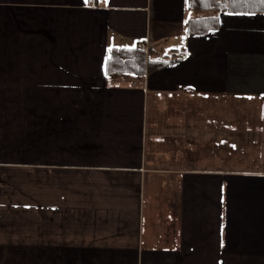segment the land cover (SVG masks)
I'll list each match as a JSON object with an SVG mask.
<instances>
[{
	"label": "crops",
	"instance_id": "0c3cea01",
	"mask_svg": "<svg viewBox=\"0 0 264 264\" xmlns=\"http://www.w3.org/2000/svg\"><path fill=\"white\" fill-rule=\"evenodd\" d=\"M0 264H264V14L0 0Z\"/></svg>",
	"mask_w": 264,
	"mask_h": 264
},
{
	"label": "trees",
	"instance_id": "16d2710c",
	"mask_svg": "<svg viewBox=\"0 0 264 264\" xmlns=\"http://www.w3.org/2000/svg\"><path fill=\"white\" fill-rule=\"evenodd\" d=\"M188 10L217 14H264V0H186ZM218 17L207 16L186 21L185 34H205L217 30ZM165 63L146 60L145 53L139 46L133 48L112 47L109 49L106 60V74H133L143 76L156 69L162 68Z\"/></svg>",
	"mask_w": 264,
	"mask_h": 264
},
{
	"label": "built area",
	"instance_id": "2783aa9c",
	"mask_svg": "<svg viewBox=\"0 0 264 264\" xmlns=\"http://www.w3.org/2000/svg\"><path fill=\"white\" fill-rule=\"evenodd\" d=\"M139 48L145 53L146 55V60H149L148 58V53H149V43L147 40H145L142 44L139 45ZM186 55L185 54H180V53H174L170 57L171 62H177V61H184L186 60Z\"/></svg>",
	"mask_w": 264,
	"mask_h": 264
},
{
	"label": "rangeland",
	"instance_id": "374dc122",
	"mask_svg": "<svg viewBox=\"0 0 264 264\" xmlns=\"http://www.w3.org/2000/svg\"><path fill=\"white\" fill-rule=\"evenodd\" d=\"M141 50V49H140Z\"/></svg>",
	"mask_w": 264,
	"mask_h": 264
}]
</instances>
